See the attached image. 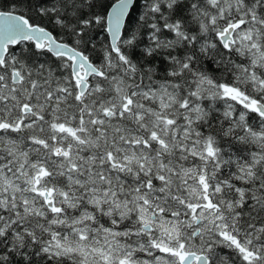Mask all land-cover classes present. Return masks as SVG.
Listing matches in <instances>:
<instances>
[{
  "label": "snow or ice",
  "instance_id": "obj_1",
  "mask_svg": "<svg viewBox=\"0 0 264 264\" xmlns=\"http://www.w3.org/2000/svg\"><path fill=\"white\" fill-rule=\"evenodd\" d=\"M0 264H264V0H0Z\"/></svg>",
  "mask_w": 264,
  "mask_h": 264
}]
</instances>
